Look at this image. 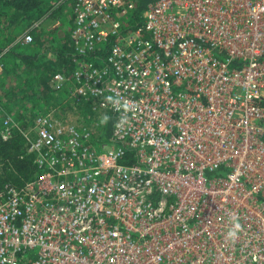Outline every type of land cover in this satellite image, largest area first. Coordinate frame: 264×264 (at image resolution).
Listing matches in <instances>:
<instances>
[{
  "label": "built area",
  "instance_id": "1",
  "mask_svg": "<svg viewBox=\"0 0 264 264\" xmlns=\"http://www.w3.org/2000/svg\"><path fill=\"white\" fill-rule=\"evenodd\" d=\"M143 1L74 0L71 41L106 63L0 131L39 172L0 191V264H264V0Z\"/></svg>",
  "mask_w": 264,
  "mask_h": 264
},
{
  "label": "trees",
  "instance_id": "2",
  "mask_svg": "<svg viewBox=\"0 0 264 264\" xmlns=\"http://www.w3.org/2000/svg\"><path fill=\"white\" fill-rule=\"evenodd\" d=\"M63 1L70 3L69 12ZM58 2L61 5L56 7ZM146 4L148 0L142 2L140 13ZM73 6L74 0H0V131L7 120H13L22 130H27L39 113L68 107L64 105L65 93H56L52 89L54 74L71 75L83 58L88 62L97 61L98 65L106 63L107 53L85 57L75 48L70 39ZM64 10L67 13L62 16ZM55 18H60L63 26L67 22L69 31L44 48L42 25ZM24 31L33 36L32 44H26L23 36L20 37ZM109 121L107 134L112 132L115 123L112 119ZM28 147L21 133L15 132L6 142L0 135V191L8 185L23 187L39 174L33 157L27 155Z\"/></svg>",
  "mask_w": 264,
  "mask_h": 264
},
{
  "label": "rangeland",
  "instance_id": "3",
  "mask_svg": "<svg viewBox=\"0 0 264 264\" xmlns=\"http://www.w3.org/2000/svg\"><path fill=\"white\" fill-rule=\"evenodd\" d=\"M65 10H67L69 12L70 10V3L68 2H65ZM59 5H61V3L58 2V5L56 7H58ZM55 7V8H56ZM64 9V8H63ZM63 11V15L67 13V11ZM61 16V17H62ZM67 20H70V18H67ZM64 25V22L61 21L60 18H55L54 20L53 19H50L49 21H46L43 25H42V28L43 30H45V36L43 37V39L45 40V47L44 48H48L49 46H51L54 42V40L56 39H59L61 38V36L64 35L65 32L69 31L68 30V26L70 27V25L66 22L65 23V26ZM25 32V33H24ZM20 37H24V35L26 33H28V31H24ZM2 64L0 63V74H2V68H1ZM4 92L1 93V95H3Z\"/></svg>",
  "mask_w": 264,
  "mask_h": 264
},
{
  "label": "clouds",
  "instance_id": "4",
  "mask_svg": "<svg viewBox=\"0 0 264 264\" xmlns=\"http://www.w3.org/2000/svg\"><path fill=\"white\" fill-rule=\"evenodd\" d=\"M109 99H111V97H109ZM107 120H108V117H107V116L103 117V122H107ZM239 227H240V225H239V224H236V228H239ZM228 236H229V237H233V236H235V232L232 231V230H230V231L228 232Z\"/></svg>",
  "mask_w": 264,
  "mask_h": 264
},
{
  "label": "crops",
  "instance_id": "5",
  "mask_svg": "<svg viewBox=\"0 0 264 264\" xmlns=\"http://www.w3.org/2000/svg\"><path fill=\"white\" fill-rule=\"evenodd\" d=\"M70 34H71V33H70ZM23 40H24V38H23ZM108 124H109V123H108ZM105 128L107 129V128H108V125H106Z\"/></svg>",
  "mask_w": 264,
  "mask_h": 264
}]
</instances>
